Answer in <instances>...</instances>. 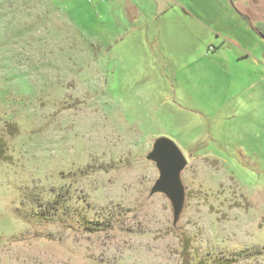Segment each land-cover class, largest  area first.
Listing matches in <instances>:
<instances>
[{"label": "rangeland", "instance_id": "374dc122", "mask_svg": "<svg viewBox=\"0 0 264 264\" xmlns=\"http://www.w3.org/2000/svg\"><path fill=\"white\" fill-rule=\"evenodd\" d=\"M125 1L0 0V264H264V50L228 1Z\"/></svg>", "mask_w": 264, "mask_h": 264}, {"label": "water", "instance_id": "95a60500", "mask_svg": "<svg viewBox=\"0 0 264 264\" xmlns=\"http://www.w3.org/2000/svg\"><path fill=\"white\" fill-rule=\"evenodd\" d=\"M146 160L154 163L159 173L153 191L164 193L177 215L183 201L180 173L187 165L182 152L170 139L160 137L154 141Z\"/></svg>", "mask_w": 264, "mask_h": 264}, {"label": "crops", "instance_id": "0c3cea01", "mask_svg": "<svg viewBox=\"0 0 264 264\" xmlns=\"http://www.w3.org/2000/svg\"><path fill=\"white\" fill-rule=\"evenodd\" d=\"M129 2V0H126ZM125 12L132 15L135 13L132 3H126ZM226 7L230 6L232 19L237 23L245 24L251 33V43L248 49L254 48L264 50V0H224ZM228 1V5H227ZM97 3L104 4V0H97ZM156 12H165L171 6H182L177 0H154ZM243 27V26H242ZM211 48V47H210ZM215 48H212L214 51ZM211 51V50H210Z\"/></svg>", "mask_w": 264, "mask_h": 264}, {"label": "trees", "instance_id": "16d2710c", "mask_svg": "<svg viewBox=\"0 0 264 264\" xmlns=\"http://www.w3.org/2000/svg\"><path fill=\"white\" fill-rule=\"evenodd\" d=\"M1 147H2V143H1V141H0V155H1V153H2Z\"/></svg>", "mask_w": 264, "mask_h": 264}]
</instances>
